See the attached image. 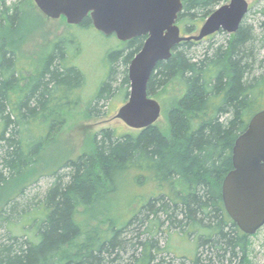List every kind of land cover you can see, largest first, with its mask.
Here are the masks:
<instances>
[{"label": "trees", "instance_id": "obj_1", "mask_svg": "<svg viewBox=\"0 0 264 264\" xmlns=\"http://www.w3.org/2000/svg\"><path fill=\"white\" fill-rule=\"evenodd\" d=\"M25 1L0 0V191L37 166L64 126L69 106L62 98L71 87L74 98L86 83L79 67H64L62 43L44 70L21 74L8 41ZM182 1L178 23L187 34L227 2ZM247 17L236 34L217 33L229 35L224 42H212L202 53L197 47L203 41L182 43L157 65L148 92L153 98L171 95L168 131L155 125L117 135L104 128L89 151L39 177L50 178L49 186L34 188L38 178L7 198L0 208V264H255L251 236L229 217L222 198L235 142L264 110V22L257 35L259 28L248 25ZM141 44L136 40L108 53L110 77L90 113L116 92L115 82L128 99V67ZM54 108L57 120L44 122ZM131 183L150 185L148 193L133 197L143 203L120 220L104 211L110 215L107 229L93 227L89 219L96 208L110 209ZM175 238L187 246L178 248Z\"/></svg>", "mask_w": 264, "mask_h": 264}, {"label": "water", "instance_id": "obj_2", "mask_svg": "<svg viewBox=\"0 0 264 264\" xmlns=\"http://www.w3.org/2000/svg\"><path fill=\"white\" fill-rule=\"evenodd\" d=\"M33 1L50 19L65 17L69 24L79 25L89 17L96 30L121 42L148 37L129 66L128 101L116 116L138 131L155 126L162 114L160 103L148 92L157 65L171 59L181 43L201 42L221 31L236 34L250 11L248 0H230L205 20L197 34L184 36L178 25L182 0ZM232 162L233 170L222 186L223 203L241 232L254 236L264 228V110L250 119L237 138Z\"/></svg>", "mask_w": 264, "mask_h": 264}, {"label": "rangeland", "instance_id": "obj_3", "mask_svg": "<svg viewBox=\"0 0 264 264\" xmlns=\"http://www.w3.org/2000/svg\"><path fill=\"white\" fill-rule=\"evenodd\" d=\"M14 1L18 2L19 0H10L12 3ZM229 1L227 0L226 3H229ZM248 1L251 11L247 17V24L252 25L257 30L260 24L264 22V15L261 13V10L264 8V0ZM21 9L23 13L22 19L16 30L10 33L8 45L17 51L18 69L21 74L24 77H30L32 75L30 72L37 73L40 69L43 59L41 55H43L44 48L47 47L48 42L54 37L59 38L68 33V30L60 25L58 21L47 25L33 0L23 2ZM73 31L78 36V42L82 49L80 54L73 58V64L77 65L86 77L85 85L73 98L77 99L78 103L73 104V111H70V108L66 109V120L62 131L57 137V140L50 143L47 149L41 154L37 166L22 176L16 183H10L4 190L0 191V208L7 198L16 194L20 187L38 179L42 175L55 171L69 158H75L79 154L89 151L92 148L94 135L100 130L112 128L117 135L128 133L136 134L139 132L138 130L129 128L124 122L116 118L119 109L128 101L124 94L118 90L119 86L117 87L116 82L113 86L116 88V92L107 100H103L98 104L97 109L99 111L89 112L90 104L92 103L93 105L94 99L100 91V87L110 77L111 60L108 57V53L117 48H122L125 44L120 42L116 37H106L89 27L73 28ZM181 32L182 35L188 36L197 34L198 30L192 34H187L183 30ZM256 32L257 35L262 33L260 32V28ZM228 37L229 35L227 34H217L209 37L203 40L201 44H198L199 46L197 48L199 50L197 52L202 53L210 43H222ZM154 99L162 107V114L156 125L161 127L163 131H168L167 111L173 102L171 95L166 92L161 96L154 97ZM50 184V178H39L34 188L40 187L44 189ZM148 186L143 188L132 185L131 183L127 187H124L122 193L117 195L113 204L109 206L110 209L103 210L100 207L96 208L95 213L89 219L91 225L94 227L102 224L101 228L104 230L107 229L109 223H105L104 221L110 215H106L104 211L112 213V217L116 220L129 216L143 203V201L136 200L133 197L135 194L148 193ZM105 203L108 202L106 201ZM17 234H21V232L18 230ZM249 240L252 260L255 264H264V228L256 235L251 236ZM173 242L178 245V248L187 246L185 242L179 241L177 238ZM173 242H171L172 246H174ZM187 250L190 254L195 253V245L189 246ZM183 254L182 250H178L179 257L184 256Z\"/></svg>", "mask_w": 264, "mask_h": 264}, {"label": "flooded vegetation", "instance_id": "obj_4", "mask_svg": "<svg viewBox=\"0 0 264 264\" xmlns=\"http://www.w3.org/2000/svg\"><path fill=\"white\" fill-rule=\"evenodd\" d=\"M38 8V7H37ZM41 12V11H40ZM41 14H42V16H43V18L45 19V21H46V24L47 25H50V24H52L53 22H56V21H58L59 23H60V25H62L63 27H65L68 31V33H66V34H64L63 36H60L59 38H52V40L51 41H49L48 42V45H47V47L46 48H44V52H43V55H41L42 56V65H41V67H40V69L38 70V73L39 72H41V70H44V67H45V65H46V62H47V60H48V58H50L51 56H52V54H53V51H54V49L57 47V45L59 44V43H62V46H64V50H65V52H64V60H62V61H64V67L66 68V69H71V68H73V66H76V67H78L77 65H75V64H73V58L76 56V55H79L80 54V52L82 51V49H81V47H80V43L78 42V36H76V34L74 33V31H73V28L74 29H76V28H85L84 26L86 25L85 23L87 22V21H90V25L88 24V27L89 28H92V29H94V30H96L95 28H94V26H93V23H92V21H91V19L88 17V18H86L85 20H83V22L81 23V24H79V25H73V24H69L68 22H67V20H66V18L65 17H61V18H59V19H50V18H48L47 16H45L42 12H41ZM98 33H100V34H103V33H101V32H99L98 30H96ZM182 31V30H181ZM104 35V34H103ZM105 36V35H104ZM106 37H116L115 35H111V36H106ZM117 38V37H116ZM148 37L147 36H143V37H139V38H136V39H133V40H131V41H128V42H122V43H124L125 45L122 47V48H117V49H115L116 51H121V50H123V49H125V48H127V46L131 43V42H133V41H136V40H141V42H142V44H141V46H140V49L138 50V51H136V54L133 56V58L131 59V61H130V64H131V62H132V60L135 58V56L142 50V48H143V46H144V44H145V41H146V39H147ZM121 42V41H120ZM186 43V42H185ZM182 44V43H181ZM181 44H179V45H181ZM178 45V46H179ZM176 48V47H175ZM174 51H175V49L173 50V54H174ZM73 52H74V56H73ZM0 54H1V49H0ZM173 56V55H172ZM40 61H41V59H40ZM130 64H129V66H130ZM32 71V70H31ZM128 71H129V67H128ZM30 73H32V75L31 76H35L37 73H35V72H30ZM62 101H63V103L65 104V105H68L69 106V108H70V110L71 111H73V87H71V90H70V92H69V94L67 95V96H65V97H63L62 98ZM58 102V101H57ZM53 105H55V107H56V103L55 104H53ZM55 110H54V113H55V115H53V116H51V117H44L43 118V121L44 122H47L48 120H54V121H56L57 120V118H56V116H58V115H60L59 114V112H58V108H54ZM66 120V119H65Z\"/></svg>", "mask_w": 264, "mask_h": 264}]
</instances>
